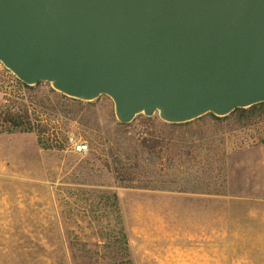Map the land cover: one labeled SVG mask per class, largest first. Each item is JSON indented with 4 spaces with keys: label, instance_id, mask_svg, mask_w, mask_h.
Instances as JSON below:
<instances>
[{
    "label": "rangeland",
    "instance_id": "rangeland-1",
    "mask_svg": "<svg viewBox=\"0 0 264 264\" xmlns=\"http://www.w3.org/2000/svg\"><path fill=\"white\" fill-rule=\"evenodd\" d=\"M17 80L0 63V264H264L262 121L122 125Z\"/></svg>",
    "mask_w": 264,
    "mask_h": 264
},
{
    "label": "water",
    "instance_id": "water-1",
    "mask_svg": "<svg viewBox=\"0 0 264 264\" xmlns=\"http://www.w3.org/2000/svg\"><path fill=\"white\" fill-rule=\"evenodd\" d=\"M0 63L27 86L172 125L264 103V0H0Z\"/></svg>",
    "mask_w": 264,
    "mask_h": 264
},
{
    "label": "trees",
    "instance_id": "trees-1",
    "mask_svg": "<svg viewBox=\"0 0 264 264\" xmlns=\"http://www.w3.org/2000/svg\"><path fill=\"white\" fill-rule=\"evenodd\" d=\"M17 81L23 87L28 88V89H32V88L39 85L38 84L36 86H27V85L23 84L22 82H20L19 80H17ZM63 97L68 98L66 96H63ZM205 117H211L212 119H214L216 121H226V120H229L231 118H235L239 123H242V124L250 123L253 120L259 119L260 121H262V123H264V103L254 105V106L247 108V109H236L232 114H230L229 116H226V117H217V116H214L212 114H209V115H206V116H204L198 120H195L193 122H189L186 124H178V125L169 124V125H171V126H187V125H190L194 122L200 121L201 119H203ZM16 118H18V117L9 116V119H10L9 123L14 125V127H19L20 123L16 122ZM138 119H141L143 121L144 125L153 127V126H155V121L159 118L157 116H153V117L140 116ZM258 144L264 145V139H262ZM160 146H161V143L159 142V140L153 138L152 136L142 138L141 142H140V147L143 150V152H145L149 155L150 154L152 155L155 152H157V150L159 149ZM156 154H159V153H156ZM113 198H114V202H115V207H117L116 195H114ZM120 234L122 235L123 239H125V235H124L122 230H120ZM122 244L125 245V247H127L128 242L125 241Z\"/></svg>",
    "mask_w": 264,
    "mask_h": 264
},
{
    "label": "built area",
    "instance_id": "built-area-1",
    "mask_svg": "<svg viewBox=\"0 0 264 264\" xmlns=\"http://www.w3.org/2000/svg\"><path fill=\"white\" fill-rule=\"evenodd\" d=\"M70 145L75 153H84L88 150V146L86 144L77 142L74 138L70 139Z\"/></svg>",
    "mask_w": 264,
    "mask_h": 264
},
{
    "label": "crops",
    "instance_id": "crops-1",
    "mask_svg": "<svg viewBox=\"0 0 264 264\" xmlns=\"http://www.w3.org/2000/svg\"><path fill=\"white\" fill-rule=\"evenodd\" d=\"M261 180H262V178H261Z\"/></svg>",
    "mask_w": 264,
    "mask_h": 264
}]
</instances>
